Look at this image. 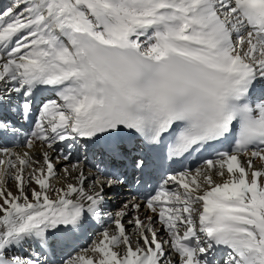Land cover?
<instances>
[{"label":"snow or ice","instance_id":"snow-or-ice-1","mask_svg":"<svg viewBox=\"0 0 264 264\" xmlns=\"http://www.w3.org/2000/svg\"><path fill=\"white\" fill-rule=\"evenodd\" d=\"M0 264H264V0H0Z\"/></svg>","mask_w":264,"mask_h":264},{"label":"bare ground","instance_id":"bare-ground-1","mask_svg":"<svg viewBox=\"0 0 264 264\" xmlns=\"http://www.w3.org/2000/svg\"><path fill=\"white\" fill-rule=\"evenodd\" d=\"M27 135V129L25 128L22 131L21 136L17 139V141L15 142L16 145H20L22 144V141L24 139V137ZM15 146V145H14ZM61 149L63 152H67L68 149H65L61 146ZM17 151H24L26 149L22 148V147H17L16 148ZM44 149H41L39 147H36L33 149V152L36 156L37 159L41 158V152ZM71 153L74 157V161L76 158H78L81 162V166L84 168V171L86 173L87 176H89V178L95 176L97 174V169H98V165L97 163H99L100 159L97 158V154L96 152H88V154H86L85 150L81 149L80 151H77L75 148L71 149ZM92 154V155H91ZM51 155L53 157H55L57 154L56 152H52ZM93 156V157H92ZM73 161V162H74ZM68 162H61L56 164V168L57 170H60L63 166H65V164H67ZM256 166L260 167V162L257 161L256 162ZM60 175L63 176V173L60 172ZM215 179H217V181H219V177H215ZM59 183H63V181H60ZM59 183L57 184V186H59ZM33 187H36V185H32ZM8 187L13 191V193H16V185L14 181H10ZM174 187V186H171ZM105 192L108 195V199L111 202V208L110 211L114 214L115 212H118L120 210V208L122 207V205L124 203H126L130 198H132L133 196H130L127 191H126V187H122L119 190H112V189H107L105 188ZM140 215L141 218L144 219L147 215H152L153 221L155 222L157 220V216L155 214L150 213L149 211L145 210V205L141 204V210H140ZM108 227V225L106 224H100L98 225V228L102 229ZM130 227V226H129ZM156 227L158 229H160L159 231V236L161 238H166V233L163 230V228L159 225L156 224ZM97 235L98 233H91L88 236L84 237L81 241H80V245L79 248H87L90 245L88 244L89 241L91 240V242L93 243L96 239H97ZM79 250V249H78ZM53 259H59V257H50ZM173 259H175V257H173Z\"/></svg>","mask_w":264,"mask_h":264},{"label":"rangeland","instance_id":"rangeland-1","mask_svg":"<svg viewBox=\"0 0 264 264\" xmlns=\"http://www.w3.org/2000/svg\"><path fill=\"white\" fill-rule=\"evenodd\" d=\"M89 245H91L92 244V242H91V240L89 241V243H88Z\"/></svg>","mask_w":264,"mask_h":264}]
</instances>
